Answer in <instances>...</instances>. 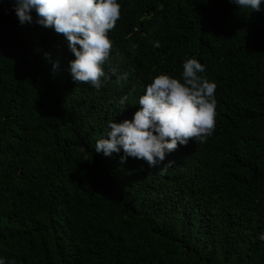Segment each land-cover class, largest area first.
I'll use <instances>...</instances> for the list:
<instances>
[{"label":"trees","instance_id":"1","mask_svg":"<svg viewBox=\"0 0 264 264\" xmlns=\"http://www.w3.org/2000/svg\"><path fill=\"white\" fill-rule=\"evenodd\" d=\"M13 2L0 0V259L264 264V0H118L99 90L72 79L66 38L21 25ZM187 58L217 85L211 136L166 155L164 175L96 153L109 121L131 120L155 76L182 79Z\"/></svg>","mask_w":264,"mask_h":264},{"label":"clouds","instance_id":"2","mask_svg":"<svg viewBox=\"0 0 264 264\" xmlns=\"http://www.w3.org/2000/svg\"><path fill=\"white\" fill-rule=\"evenodd\" d=\"M231 2L240 9L261 11V0ZM13 9L21 25L35 23L66 38L76 57L69 63L77 84H90L99 90L105 80L111 79L104 65L113 47L109 31L116 27L121 16L118 0H14ZM153 45L160 47L159 41ZM136 47L132 45V50ZM57 67L58 62L54 70ZM182 67V79L169 74L155 76L140 97V108L133 118L119 123L109 121L110 131L106 138L97 141L95 152L111 156L123 151L121 163L132 157L150 167L162 164L158 173L164 175L174 163H164L166 155L190 141L205 142L215 128L217 85L200 75L205 66L196 58H187ZM112 74H116L115 69ZM126 79L127 74L117 76V83ZM126 100L127 96L123 97L121 105ZM259 239L264 240V234ZM0 264L5 261L0 259Z\"/></svg>","mask_w":264,"mask_h":264}]
</instances>
